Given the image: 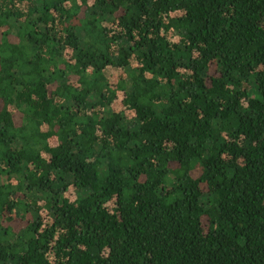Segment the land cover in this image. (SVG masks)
<instances>
[{
  "label": "trees",
  "instance_id": "16d2710c",
  "mask_svg": "<svg viewBox=\"0 0 264 264\" xmlns=\"http://www.w3.org/2000/svg\"><path fill=\"white\" fill-rule=\"evenodd\" d=\"M0 264H264V0H0Z\"/></svg>",
  "mask_w": 264,
  "mask_h": 264
}]
</instances>
